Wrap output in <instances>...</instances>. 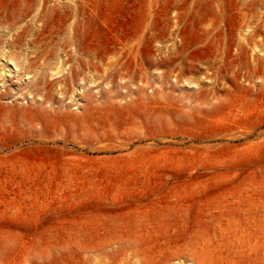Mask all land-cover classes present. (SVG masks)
I'll return each instance as SVG.
<instances>
[{
  "label": "rangeland",
  "instance_id": "obj_1",
  "mask_svg": "<svg viewBox=\"0 0 264 264\" xmlns=\"http://www.w3.org/2000/svg\"><path fill=\"white\" fill-rule=\"evenodd\" d=\"M58 3L0 0V264H264V0Z\"/></svg>",
  "mask_w": 264,
  "mask_h": 264
},
{
  "label": "bare ground",
  "instance_id": "obj_2",
  "mask_svg": "<svg viewBox=\"0 0 264 264\" xmlns=\"http://www.w3.org/2000/svg\"><path fill=\"white\" fill-rule=\"evenodd\" d=\"M52 0H43V11L41 12V11H39V9H37L38 7H39V5L38 6H36L37 8V12L39 11V13H38V19L36 20V22H35V26H36V29H37V33H40L39 32V28L40 27H42V26H39V25H44L43 23H44V20H46V16H48L47 15V13L49 12V11H52V12H55L56 10H59V9H61L62 7L63 8H65V9H68V8H70V5H69V3L68 4H65V3H61V4H59L58 2L60 1V0H58V2L55 0V4L53 5V7H51V8H49V4H50V2H51ZM62 1V0H61ZM74 1V0H73ZM75 1H77V0H75ZM79 2V3H78ZM77 3L78 4H80L81 5V2L80 1H78ZM41 3V2H40ZM29 5H30V3H29ZM29 5H28V7H29ZM79 6V5H78ZM30 10V8L28 9V10H26V12L23 10V12H25V15L23 14V16H24V18L26 17V15L28 14V11ZM51 12V13H52ZM67 12V11H66ZM71 13V12H70ZM23 18V19H24ZM22 18H21V22H22V20H23ZM42 21H43V23H42ZM47 22V21H46ZM2 23L3 22H0V26L2 25ZM48 23V22H47ZM28 24H31L32 26H34V24H32V23H28ZM72 26V25H71ZM28 27H30V25H28V26H25V27H23V29L20 31V32H18V34L16 35V40H14V41H12L11 42V44H12V46H14L16 43H18L19 42V39H21L22 37H24L25 36V34H27V28ZM43 28V27H42ZM74 29V28H73ZM0 31H1V27H0ZM40 31H41V29H40ZM2 96H4L3 94H0V120H8L9 118H10V115L8 114V107H6V105L4 104V103H2L1 102V100H2Z\"/></svg>",
  "mask_w": 264,
  "mask_h": 264
}]
</instances>
